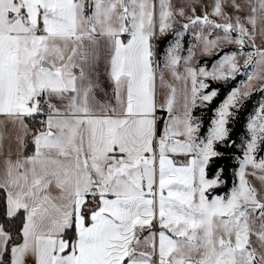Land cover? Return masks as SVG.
<instances>
[{"label":"snow or ice","instance_id":"snow-or-ice-1","mask_svg":"<svg viewBox=\"0 0 264 264\" xmlns=\"http://www.w3.org/2000/svg\"><path fill=\"white\" fill-rule=\"evenodd\" d=\"M245 6L241 17L224 0L201 15L198 0H0V126H13L17 145L0 171V264H264V101L247 123L235 182L214 194L228 183L216 145L235 148L228 125L264 81L255 44L264 0H231L235 13ZM177 17L187 20L180 30ZM169 32L164 63L183 88L169 84L161 98L152 41ZM187 34L194 43L181 56ZM197 46L219 56L211 69L193 64ZM240 74L243 89L201 136L194 111L219 95L208 81Z\"/></svg>","mask_w":264,"mask_h":264},{"label":"rangeland","instance_id":"rangeland-1","mask_svg":"<svg viewBox=\"0 0 264 264\" xmlns=\"http://www.w3.org/2000/svg\"><path fill=\"white\" fill-rule=\"evenodd\" d=\"M214 0H198V3L200 5V7H197L196 9V14L197 15H201L203 13V11L207 10V11H211V6L213 4ZM237 3H240V4H244V0H236ZM172 4L174 6V8H179L181 6H183L185 4V0H172ZM224 10L225 12H227L229 15H240L241 17L245 16L248 14V8L245 6L243 11H241L240 13H235L234 9L231 7V0H224ZM190 15V12L188 13ZM212 19L216 20L218 19L217 17H211ZM177 19L179 20V23L177 24H174L173 25V28L176 29V30H180V26L181 24L183 23H187V20H184V19H181L180 17H177ZM218 22H222V21H218ZM191 31V30H190ZM220 35H222V33H220ZM165 36V35H164ZM167 39L163 42V45L160 49V51L156 50L157 47H158V40H160L163 36H160V35H157L156 38L153 39V46L155 48V59L158 63V69H159V73L157 74V92H158V95L163 98L167 95L168 93V88H167V85L171 84L173 86H175L178 90V93H179V90L183 88V82L180 81V80H176L173 75H172V71L171 69L165 67V63H164V54L167 50V47L169 46V44L173 43L174 42V34L172 32H169L167 34ZM194 43L193 41V38L191 36V34H187L185 35L183 41H182V48L180 50V52L178 53L179 55L181 56H185L187 55V49L190 48L192 46V44ZM255 44L257 46V48L259 49H262L264 50V36H261L259 34L256 35V38H255ZM224 47V50L225 51H228V52H231V51H234L236 50V45L234 44H229V45H223ZM245 53L249 52V51H252V49L250 47H245L244 49ZM194 59H193V64L197 65V66H207L209 69H211L212 65L215 63L216 60L219 59V56H214V57H211V55H204L202 54V48L201 46H197L195 49H194ZM222 55V53H221ZM243 61H244V57H240V64L243 65ZM179 72L183 73V70H184V66L183 64H181L178 69H177ZM252 69H248V71H251ZM163 76V85H161L160 83V76ZM264 75V74H262ZM246 80V76L243 75V74H240V75H237V79L236 81L228 88L226 89L225 93L223 94V97L217 102V104L212 108V113L210 114L209 112V109L207 108H197L195 111H194V115L198 116L201 118L202 120V117L204 116H208L209 115V123H208V127H207V130L210 126V121L213 117V113H214V110L220 105V103L227 97V95L234 89V88H241L243 89L244 85L242 82H244ZM211 80L208 81V83H210ZM223 81V80H221ZM264 84V81H260V80H254L253 81V89L252 90H257V97L255 98V101H254V104L252 106V108L250 109V111L246 114V120H245V130L240 133L239 135V139L237 141V146L241 149V154L240 156H242V153H243V144L244 142L246 141V138L248 137L249 133H248V130H247V123L249 121V119L251 117H253L256 112H257V109L259 107V104L264 101V92L262 91H259V88L261 87V85ZM211 88L213 89H217L215 86H211ZM177 110H179V105L177 106ZM207 130L206 132L200 134L201 136H204L206 135L207 133ZM238 156V157H240ZM261 158H264V151H259L257 153V159H261ZM238 167V164L235 165V167L232 169L233 170V173H235L236 171V168ZM249 172L252 171V169H249L248 170ZM259 174V173H258ZM249 179V181L254 185L256 186L258 189L261 188V184L259 182V180H257L254 176H251L249 175L247 177ZM235 175H234V180L233 182L227 187V189L225 190H221V191H215L214 194H225L227 193L233 183L235 182Z\"/></svg>","mask_w":264,"mask_h":264},{"label":"trees","instance_id":"trees-1","mask_svg":"<svg viewBox=\"0 0 264 264\" xmlns=\"http://www.w3.org/2000/svg\"><path fill=\"white\" fill-rule=\"evenodd\" d=\"M167 35L163 36L160 40H158V47L156 50L160 51L163 42L167 39ZM216 55H211V57H214ZM237 79V76L235 79H229L227 81H210V86H215L219 92V95L214 98L212 103L207 107L209 109L210 114L212 113V108L217 104V102L223 97V94L225 93L226 89H228ZM257 97V90H252V94L250 97L244 100L243 107L239 109V111L236 112L235 117L230 121L228 127L230 129V141L235 143V148L232 147H225L223 145L217 144L216 149L224 154V159L217 160L216 163L224 166L225 168V179L228 181V183L220 188H217L215 191H221L227 189V187L233 182L234 180V173L233 168L237 164V157L241 154V149L237 146V141L239 139L240 133H242L245 130V118L246 114L250 111L252 108L255 98ZM202 127L200 130V134L204 133L208 123H209V115L202 117ZM30 139V137H29ZM31 150V147H29L28 152ZM229 157H232L229 159ZM214 171V169H213ZM212 175V172H209V176ZM5 202L3 199V193L0 192V222L3 223L5 220ZM23 214L21 213L19 218H17L15 221H13L8 226L13 229L14 232L18 230V228L21 226V220H22Z\"/></svg>","mask_w":264,"mask_h":264},{"label":"crops","instance_id":"crops-1","mask_svg":"<svg viewBox=\"0 0 264 264\" xmlns=\"http://www.w3.org/2000/svg\"><path fill=\"white\" fill-rule=\"evenodd\" d=\"M129 37L125 34L122 39H124L125 41H127ZM153 43V41H152ZM99 71L101 73H103V63L101 62L100 66H99ZM159 69H156L157 74ZM101 84L104 85L106 87V81L104 80L103 76L101 75V80H100ZM108 91L110 92V89H108ZM98 98L103 99L104 97L102 96V94H100L99 92L97 93ZM58 107H63V105H59ZM0 120H4V117L0 116ZM208 127V126H207ZM207 130V128H206ZM205 130V132H206ZM0 132H3L4 134V139L2 141L3 144V149L2 151H0V171H2L3 169V160L5 159L6 155L11 152L12 154V158L15 159L16 154H17V145L15 143V135H16V131L13 128V126L10 123H6L3 126H0ZM27 154H31V150L29 152H27ZM53 195H55V192H53ZM5 210H6V205H5ZM1 223V222H0ZM28 264H32L31 259L29 258L28 260Z\"/></svg>","mask_w":264,"mask_h":264}]
</instances>
